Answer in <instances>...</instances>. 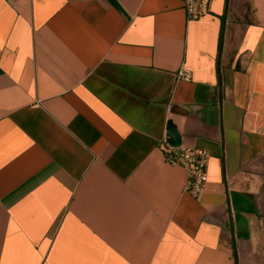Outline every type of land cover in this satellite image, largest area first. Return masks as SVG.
Returning <instances> with one entry per match:
<instances>
[{
    "label": "crops",
    "instance_id": "0c3cea01",
    "mask_svg": "<svg viewBox=\"0 0 264 264\" xmlns=\"http://www.w3.org/2000/svg\"><path fill=\"white\" fill-rule=\"evenodd\" d=\"M0 264H264V0H0Z\"/></svg>",
    "mask_w": 264,
    "mask_h": 264
},
{
    "label": "built area",
    "instance_id": "2783aa9c",
    "mask_svg": "<svg viewBox=\"0 0 264 264\" xmlns=\"http://www.w3.org/2000/svg\"><path fill=\"white\" fill-rule=\"evenodd\" d=\"M190 20H199L210 12L211 0H182ZM179 77L190 80L189 72L183 70ZM166 135L160 144V150L168 165L183 167L187 173L185 192L200 200L208 183L210 153L206 149L188 148L186 146L174 147L168 143Z\"/></svg>",
    "mask_w": 264,
    "mask_h": 264
},
{
    "label": "water",
    "instance_id": "95a60500",
    "mask_svg": "<svg viewBox=\"0 0 264 264\" xmlns=\"http://www.w3.org/2000/svg\"><path fill=\"white\" fill-rule=\"evenodd\" d=\"M168 136H169L168 143L170 145L174 147H179L183 145L182 137L178 133L177 128L175 126L171 128V131H169Z\"/></svg>",
    "mask_w": 264,
    "mask_h": 264
}]
</instances>
